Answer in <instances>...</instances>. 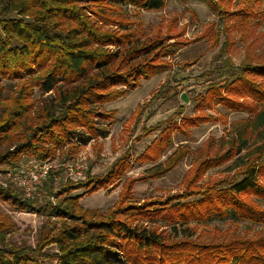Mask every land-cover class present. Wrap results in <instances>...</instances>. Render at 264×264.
I'll use <instances>...</instances> for the list:
<instances>
[{"label": "trees", "instance_id": "16d2710c", "mask_svg": "<svg viewBox=\"0 0 264 264\" xmlns=\"http://www.w3.org/2000/svg\"><path fill=\"white\" fill-rule=\"evenodd\" d=\"M206 1L227 38L218 64L201 74L207 86L194 95L196 112L185 114L182 104L143 128L145 136L159 135L138 157L153 164L138 177L128 176L133 156L127 150L102 174L88 171L86 179L60 185L48 178L44 196L36 200L0 185L1 201L51 222L42 227L36 247L12 244L6 235L15 222L0 206V264H264V53L258 51L264 33L256 32L264 23V0ZM166 3L0 0V82L18 80L9 98L0 85V167L16 169L22 156L66 161L91 141L99 157L117 114L106 104L170 71L166 58L192 43L182 38L184 29L176 31L174 20L166 32L149 33L140 14L128 8L161 10ZM235 32L250 51L239 65L229 56ZM167 90L162 84L152 97H164ZM218 106L246 115L229 122L225 114L208 113ZM212 121L229 125L219 138L194 150L181 140L175 146L176 134L189 138L191 128ZM190 153L180 191L135 199L138 181L164 177ZM223 165L222 174L205 179ZM119 185L118 200L107 211L81 206L84 194ZM81 189L82 195L74 194ZM227 219L234 229H199ZM241 222L245 230H238ZM251 225L261 227L251 231ZM51 244L56 251L49 253L45 248Z\"/></svg>", "mask_w": 264, "mask_h": 264}, {"label": "rangeland", "instance_id": "374dc122", "mask_svg": "<svg viewBox=\"0 0 264 264\" xmlns=\"http://www.w3.org/2000/svg\"><path fill=\"white\" fill-rule=\"evenodd\" d=\"M132 10V14H140L138 18L142 21L143 25L148 29L149 33L154 32L160 28L163 32L167 31V28L172 21H175L176 31L181 29L185 30L182 38L190 40L192 43L183 48L177 54L169 56L166 60L172 64L170 71L160 73L148 80H143L141 85L136 89L130 91L126 96L116 99L106 104L107 109H115L117 111L115 121L111 126V134L104 139L103 151L98 157L93 148V142L91 141L85 145L80 153L69 161L86 162L89 166L85 171V175L82 178H73L69 176L66 169L61 166L59 170L62 172V179L59 181H53L56 185L65 184L69 181L84 180L87 177L88 171L92 174H102L105 169L121 154L130 150L133 156V167L128 172L129 177H138L144 173V171L150 168L153 164H142L139 162L138 157L144 151L146 146L158 137L159 131L150 135H143V128H149L156 124L160 120H164L169 117L176 109L184 104L185 114H194L196 112L195 105L196 92H204L207 83L201 74L213 68L218 64V52L220 44L224 42L227 33L223 31L222 23L219 17L213 12L206 0H167L166 6L161 10H144L136 8L134 6H128ZM10 16H18L16 13ZM218 24V25H217ZM208 31L206 37H202L203 33ZM264 33V23L256 31ZM219 36L218 41L215 37ZM234 44L230 48L229 56L236 64H242L249 49H246L245 44L238 39V34H230ZM259 52L264 53V44L258 49ZM18 80L4 79L0 82V85L5 87L3 97L9 98L12 91L15 89ZM162 84H165L169 89L164 92V97L160 96L153 98V91L158 89ZM185 95L189 102L186 103L182 99V95ZM35 97H39V91L36 89ZM139 106H144L142 113L139 116H135V111ZM208 113L215 115L225 114L228 121L232 122L240 117L245 116L244 113H237L228 111L222 106H218L215 109L208 110ZM179 121V119H177ZM225 126L220 122H209L202 124L200 127L191 128V136L189 138H183L176 133V143H187L191 150L200 148L210 138H219L225 132ZM184 139V140H183ZM175 148V147H174ZM174 148L170 150L173 151ZM169 154V153H168ZM164 155L161 161L165 160L167 155ZM192 154L190 153L181 163L172 171L167 173L164 177L151 179L148 181H138L135 184L134 195L137 201H143L145 198H153L157 196H166L182 189L183 177L186 175L192 164ZM49 161L52 164L64 163L65 160L56 157L48 160H38L34 157L22 156L18 166L20 168L24 166H31L35 162ZM226 165L219 168L212 169L208 172V178L222 174V170H225ZM17 171L15 168L8 166L0 167V185L8 187L12 185L22 191L25 198L30 200H36L44 196L43 188L45 187L47 180L43 181V186L40 188V195L35 198H28L25 195L24 188L20 186L15 179ZM53 178V177H52ZM122 185H119L108 192L106 189H101L92 194H84L80 199V204L87 209H100L102 212L107 211L118 200ZM84 190L75 191V195H82ZM53 201L55 197L51 198ZM0 206L5 214H9L12 220L15 222V227L11 229L7 235L6 240L16 245H27L36 247L38 238L42 233V227L44 225L51 224L48 217L41 213H32L20 211L19 209L12 208L11 205L0 200ZM52 220H56L53 218ZM217 226L221 229H234L236 226L233 220H216L210 222L209 225H201L199 229L212 228ZM249 226V225H248ZM261 227L260 225H251V231H254ZM247 223L241 222L238 226V230H245ZM208 230V229H207ZM46 231V230H45ZM45 250L49 253L56 251V246L48 245Z\"/></svg>", "mask_w": 264, "mask_h": 264}, {"label": "built area", "instance_id": "2783aa9c", "mask_svg": "<svg viewBox=\"0 0 264 264\" xmlns=\"http://www.w3.org/2000/svg\"><path fill=\"white\" fill-rule=\"evenodd\" d=\"M63 166L69 176L73 178H82L85 175V171L88 170L89 166L86 162L69 161L66 160L64 163L52 164L49 161L46 162H35L31 166L18 167L15 179L18 184L24 188L26 197L35 198L40 195V188L43 186V181L47 180L48 177L52 176L55 181L62 179V172L59 167Z\"/></svg>", "mask_w": 264, "mask_h": 264}, {"label": "water", "instance_id": "95a60500", "mask_svg": "<svg viewBox=\"0 0 264 264\" xmlns=\"http://www.w3.org/2000/svg\"><path fill=\"white\" fill-rule=\"evenodd\" d=\"M182 99L184 100V102H186V103H188L189 102V100H188V98L183 94L182 95Z\"/></svg>", "mask_w": 264, "mask_h": 264}]
</instances>
